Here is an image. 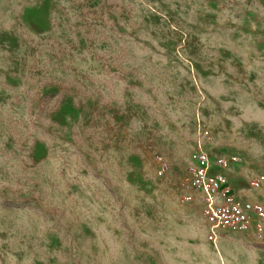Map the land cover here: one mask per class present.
Returning a JSON list of instances; mask_svg holds the SVG:
<instances>
[{"label": "rangeland", "instance_id": "obj_1", "mask_svg": "<svg viewBox=\"0 0 264 264\" xmlns=\"http://www.w3.org/2000/svg\"><path fill=\"white\" fill-rule=\"evenodd\" d=\"M198 125L264 203V0H0V264H264L180 200Z\"/></svg>", "mask_w": 264, "mask_h": 264}, {"label": "built area", "instance_id": "obj_2", "mask_svg": "<svg viewBox=\"0 0 264 264\" xmlns=\"http://www.w3.org/2000/svg\"><path fill=\"white\" fill-rule=\"evenodd\" d=\"M208 130L198 125L194 160L186 168V182L180 195L182 203H189L197 193L206 239L216 249L224 236L243 235L256 240L264 239V203L241 197L235 190L228 169L240 161L237 153L221 154L214 158L205 150L204 139ZM157 174L169 167L157 157ZM250 189L264 186V174L257 173L247 180Z\"/></svg>", "mask_w": 264, "mask_h": 264}, {"label": "bare ground", "instance_id": "obj_3", "mask_svg": "<svg viewBox=\"0 0 264 264\" xmlns=\"http://www.w3.org/2000/svg\"><path fill=\"white\" fill-rule=\"evenodd\" d=\"M218 256H219V259H220V261H221L220 264H225L224 258H223V256H222V254H221V252H220L219 249H218Z\"/></svg>", "mask_w": 264, "mask_h": 264}, {"label": "crops", "instance_id": "obj_4", "mask_svg": "<svg viewBox=\"0 0 264 264\" xmlns=\"http://www.w3.org/2000/svg\"><path fill=\"white\" fill-rule=\"evenodd\" d=\"M222 242H224V241H222Z\"/></svg>", "mask_w": 264, "mask_h": 264}]
</instances>
